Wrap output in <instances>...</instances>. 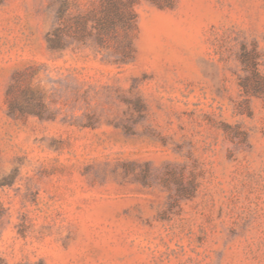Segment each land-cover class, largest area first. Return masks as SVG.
Returning <instances> with one entry per match:
<instances>
[{"label":"rangeland","instance_id":"1","mask_svg":"<svg viewBox=\"0 0 264 264\" xmlns=\"http://www.w3.org/2000/svg\"><path fill=\"white\" fill-rule=\"evenodd\" d=\"M163 2L115 63L0 0V264H264V0Z\"/></svg>","mask_w":264,"mask_h":264},{"label":"trees","instance_id":"2","mask_svg":"<svg viewBox=\"0 0 264 264\" xmlns=\"http://www.w3.org/2000/svg\"><path fill=\"white\" fill-rule=\"evenodd\" d=\"M164 5L163 0H153ZM168 1V0H165ZM139 0H54L55 21L47 32L48 47L58 53L69 47L93 45L97 54L115 63H128L135 58V33ZM20 77L14 78L8 88L12 113H32L42 116L44 107L37 98L34 105L25 106L18 91ZM4 208L0 202V218Z\"/></svg>","mask_w":264,"mask_h":264}]
</instances>
